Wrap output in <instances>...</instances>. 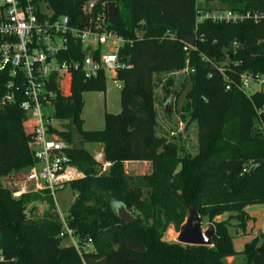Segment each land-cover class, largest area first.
<instances>
[{"label":"trees","instance_id":"trees-1","mask_svg":"<svg viewBox=\"0 0 264 264\" xmlns=\"http://www.w3.org/2000/svg\"><path fill=\"white\" fill-rule=\"evenodd\" d=\"M31 1L55 16H69L76 26L86 22L89 11L106 14L108 4L116 3L110 27L132 41L123 54L133 68L119 72L121 112L105 113L102 130H83L81 113L83 95L102 91L103 77L85 81L74 73L71 94L56 110V118L67 122L59 134L72 145L68 156L84 173L69 184L76 199L66 216L82 244L91 240L92 249L82 255L64 245L56 214L28 216L32 202L50 204V197L15 199L14 189L3 183L4 177L34 166L29 148L34 123L18 105L0 109V264H226L239 254L246 264H264V251H258L264 233L243 253L235 250L236 235L230 233L238 227L244 234L250 220L246 209L264 206V88L248 96L236 87L244 74L264 75V24L196 21L198 10L262 13L264 0ZM168 32L176 38H167ZM181 70L188 76L184 101L196 119L199 148L185 158L175 144L157 137L154 108V77ZM233 123L238 129L226 133ZM79 136L81 147L74 148ZM82 143L104 145L111 164L105 174H99ZM126 162H150L152 172L128 175ZM114 204L125 206L135 221H121ZM191 207L215 228L212 247L165 239L170 228L179 233Z\"/></svg>","mask_w":264,"mask_h":264},{"label":"built area","instance_id":"built-area-1","mask_svg":"<svg viewBox=\"0 0 264 264\" xmlns=\"http://www.w3.org/2000/svg\"><path fill=\"white\" fill-rule=\"evenodd\" d=\"M204 1L196 0L198 4ZM89 12L86 22L76 26L69 16H55L47 6L37 7L31 0H0V109L18 105L27 120L34 123L29 148L35 164L25 170L18 183L10 185L15 187V199L27 194L48 196L58 207L57 192L84 177L72 165L68 156L72 145L60 136L63 130L43 113L44 108H55L56 103L62 104L60 100L71 94L73 74L80 72L85 81L103 77L106 83L111 79L120 88L119 72L133 68L123 54L132 41L111 29L108 6L106 14L93 16ZM207 20L264 24V12L198 10L197 24ZM166 37L175 39L176 35L168 32ZM187 50L185 47L184 51ZM261 80L264 75L244 74L236 87L250 96L257 91L251 89L254 83L260 81L258 90L264 88ZM226 89L230 90V85ZM92 157L99 174L111 167L104 152ZM60 218V238L68 240L80 255L91 250V240L82 244L66 220Z\"/></svg>","mask_w":264,"mask_h":264},{"label":"rangeland","instance_id":"rangeland-1","mask_svg":"<svg viewBox=\"0 0 264 264\" xmlns=\"http://www.w3.org/2000/svg\"><path fill=\"white\" fill-rule=\"evenodd\" d=\"M213 8L217 7L216 4L211 5ZM188 76L185 70L169 72L165 74L156 75L154 77V108L156 113V135L160 139H164L168 143L175 144L178 148L180 158L193 157L198 154V132L196 119L193 117L192 111L184 101V94L189 89ZM262 81V80H261ZM264 82V80L262 81ZM116 87V82L108 79L105 87L100 92H89L83 95L84 107L81 113V119L84 121L83 130L86 131H100L104 128V115L119 114L121 112L120 93L122 85ZM261 82L254 83L251 89L258 90ZM169 106L170 111L165 112V107ZM46 118L52 120L54 125L61 130H65L66 121H60L56 118V110L54 107L43 109ZM238 129L237 123L228 125V131H236ZM94 146L96 143H82V148L88 152L90 156L94 155ZM147 165H138L135 167L133 164L124 165V171L131 176H143L148 174ZM25 170H20L12 176L3 178V183L16 184L22 179ZM11 187V186H10ZM15 189L14 185L11 187ZM34 195V194H32ZM58 204L56 207L54 201L50 197L49 201L52 203H42L41 201L32 202L27 208V214L32 219L41 218L46 212L56 214L59 218L62 217L66 220L67 212L76 199L75 193L72 191L70 185L61 189L56 194ZM250 212L253 214V221L246 222V232L244 234H251L250 232L264 233V209L263 205H252ZM135 214H139L135 212ZM219 219L216 218V220ZM61 220V218H60ZM62 222V221H61ZM67 222V221H66ZM237 224V222H233ZM203 230H208L210 224L207 220H202ZM254 229H251V226ZM170 233V234H168ZM230 233L241 236L243 233L241 229L235 227L230 230ZM178 232L170 228L165 236L168 242L177 243ZM253 234V233H252ZM259 235V234H258ZM235 250L238 253H243L246 246V238H236L234 241ZM64 245H70L68 240L63 241ZM1 257V252H0ZM226 264H246L244 256L239 254L236 257H231L226 260Z\"/></svg>","mask_w":264,"mask_h":264},{"label":"water","instance_id":"water-1","mask_svg":"<svg viewBox=\"0 0 264 264\" xmlns=\"http://www.w3.org/2000/svg\"><path fill=\"white\" fill-rule=\"evenodd\" d=\"M117 5L116 3L108 4V16L112 24L116 22ZM62 104L60 102L55 104V109L61 108ZM169 106L165 107V112H169ZM83 138L79 136L78 141H76L74 148H80ZM253 171L251 168L250 172ZM113 209L116 211L117 216L121 221L126 224H130L135 221V217L123 206L122 204H114ZM215 235V228L210 226L208 230H203V224L201 217L199 216L197 210L191 207L188 212V217L185 223L181 226L178 237L176 239L177 243L185 246H196V247H212L213 237ZM259 252H263L264 248H259Z\"/></svg>","mask_w":264,"mask_h":264},{"label":"crops","instance_id":"crops-1","mask_svg":"<svg viewBox=\"0 0 264 264\" xmlns=\"http://www.w3.org/2000/svg\"><path fill=\"white\" fill-rule=\"evenodd\" d=\"M93 151H94V154L95 153H97V152H104V145L103 144H96V146H94V149H93ZM126 164H128V165H130V164H133V165H135V167H137L138 165H147L148 166V174H150L151 172H152V165H151V163L150 162H126L124 165H126ZM40 197H42V196H40ZM42 198H45V197H42ZM42 203H46L45 201H42ZM251 207L252 206H249L247 209H246V212H247V215L250 217V223H252V221H253V214L250 212V209H251ZM263 209H264V206H263ZM50 212H52V210L50 211ZM227 216L225 215L223 218H226ZM222 219V217H219V219H217V220H221ZM234 224V223H233ZM251 227V229H254L253 227H252V225L250 226ZM251 234H242L241 236H239V237H237L236 236V238H240V237H243V238H246V240H247V242L246 243H248L249 241H251V240H253L254 238H256V237H258L261 233H256V232H250ZM253 233V234H252ZM259 234V235H258ZM235 238V239H236ZM234 239V240H235Z\"/></svg>","mask_w":264,"mask_h":264}]
</instances>
